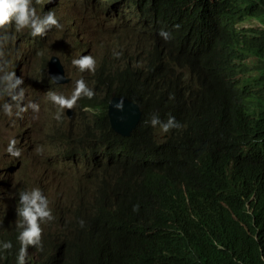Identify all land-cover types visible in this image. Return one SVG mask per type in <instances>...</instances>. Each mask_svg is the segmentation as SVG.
Instances as JSON below:
<instances>
[{"label": "clouds", "instance_id": "clouds-1", "mask_svg": "<svg viewBox=\"0 0 264 264\" xmlns=\"http://www.w3.org/2000/svg\"><path fill=\"white\" fill-rule=\"evenodd\" d=\"M78 1L86 6L88 18L85 22L78 20V23L73 25L56 15L53 9L47 12L43 9L40 11L43 0H0V116L8 118L12 125L19 120L17 134L24 127H29L24 143L30 142L35 130H45L47 133L42 139L50 143L40 145L41 141L39 142V146L34 151L39 152L38 159L41 164L29 163L26 169L15 167V163L18 165L22 156V149L17 146L21 141L20 137H10L4 147L8 156L15 159L0 161V167L5 170L0 171V176L6 179L5 183L0 179V223L7 221L17 234L15 236L9 232L0 233V256L5 257L11 253L12 264H57L60 260L66 263L73 262L68 260L65 251L59 253L58 245L51 246L53 248L48 250L43 246L44 231L46 228L48 231L51 230L48 227L55 219L52 205L55 190L49 192L43 189L42 186H48L45 184L23 188L22 182L7 181L8 174L14 170H22L40 182L46 180L53 182L65 192L69 191L75 179H82L84 174L101 190L102 195L99 199L107 203L108 211L124 220L136 219L140 222L151 219L162 214L168 204L176 200L171 191L165 196L157 191L160 182L167 184L170 189L175 187L180 190L188 210L201 209L199 205L194 207L189 203V195L187 190L183 189V183L170 182L165 175L160 177L150 175L145 178L137 175L131 178L124 172H104L99 168L97 170L98 161L106 166L118 162L111 157L113 146H109L105 154L97 150L91 155L89 162L76 166L66 159L65 150L74 146L78 149L85 148L87 139L97 130L93 124L95 119L86 110H80L81 103L85 99H92L95 96L97 83L109 103L108 127L117 139L128 140L140 128L143 119L142 109L137 103L128 99L129 95L124 91H128L130 87L123 81L122 76L131 74L129 81L133 83L134 79H137L140 84L151 77V86L164 81L169 82L172 79L171 73L164 81L158 82L157 73L162 69L161 66L155 67L151 72L147 70V62L154 48L156 52L164 53L167 62H171L173 58L176 60L172 67H175L177 75L181 76L179 84L187 87L172 88L164 93L172 97L171 104L180 109L179 113L186 110L191 119L216 115L212 111L197 112L201 100L199 92L203 90L212 98L209 102L205 101L207 107L228 112L239 118L242 108L232 102L244 101L245 96L248 98L247 103L259 101L252 106L256 111L249 112V116L243 117L242 122L249 129H256L259 123L264 122L263 116H259L264 114V0H162L161 2L144 0L150 6L159 9L162 18L166 21V27L162 26L156 36L141 33L152 31L154 25L142 21L141 11L137 7L133 8V3L129 0H117L115 3L109 0H65L64 4L74 9ZM167 2L182 16L169 10L165 5ZM70 11L66 10L62 13L72 16ZM194 17L198 18L197 25L191 21ZM88 23H94L96 27L86 26ZM63 25L67 26L72 40L77 44L74 58L67 51V42L64 40L55 39L50 46L44 48L53 37L52 32L57 31L59 34ZM172 26H184L186 29L181 32ZM92 28L99 34L104 46L105 53L102 58L90 52L93 40L89 31ZM13 31L17 33L27 31L29 38L32 39L28 49L38 48L39 55L46 54L43 58V71L36 77V80L41 79L38 84H24L21 75L23 70L18 61L23 56L12 43ZM143 38L150 40L145 41ZM53 61L58 63L53 69L59 71L61 75L52 78L50 64ZM186 69H190V72H186ZM75 70L81 73L76 80L73 78ZM85 72L91 73L88 81L83 76ZM16 73L21 76H17ZM186 75H190L192 79H188ZM47 79L53 85H57L58 89L61 85H65V89L71 91L70 94L48 90L49 85L47 86L48 82L45 81ZM56 81L60 83L56 84ZM27 92L46 93L48 101L54 106L52 118L57 121L58 127L63 126V131L67 133L64 140L58 141V145L52 144L57 133L55 128L57 125L52 126L43 120L42 125L45 127L39 128L27 118L26 113L30 112L31 118L35 120L40 112V103L35 99H29ZM124 102L138 107L141 113V120L130 136L118 133L110 117V106L114 103L115 109L122 110ZM255 116H259L256 122ZM86 118L90 122H87ZM61 121L67 125L58 124ZM144 123L160 134L171 133L173 129L181 127L180 121L174 116L169 114L167 119H162L156 112L145 119ZM183 129L177 131L178 135H184ZM99 131L106 133L103 129ZM43 168H47L49 173H43ZM230 169L239 170L232 166ZM97 174H101V177L96 178ZM73 176L74 179H69ZM139 183H146L148 188L143 189ZM247 186L243 185V189L245 190ZM256 197L257 195L253 194L251 202ZM150 199L158 202L165 199L166 204L158 206L149 214L141 212L142 207H149ZM89 206H92V203ZM179 206L178 200L170 204L172 209ZM251 208L247 204L250 215L253 214ZM78 223L83 227L85 222L80 219ZM175 232L176 235L172 236L175 242L163 238L165 246L171 249L172 259L176 260L182 254L195 256L198 247H195L178 227ZM89 244L93 246L92 243ZM149 254L157 253L151 251ZM165 258V256L161 257L163 260ZM161 264L168 262L161 261Z\"/></svg>", "mask_w": 264, "mask_h": 264}, {"label": "trees", "instance_id": "trees-1", "mask_svg": "<svg viewBox=\"0 0 264 264\" xmlns=\"http://www.w3.org/2000/svg\"><path fill=\"white\" fill-rule=\"evenodd\" d=\"M109 1L115 3L117 0ZM129 1L133 3V8L137 7L141 11L142 21L154 25L152 31L141 33L156 36L162 26L166 27L159 9L144 0ZM165 5L175 12L168 2ZM175 13L182 16L179 12ZM191 21L198 24L197 17ZM172 28L181 32L186 29L184 26ZM154 49L148 59L147 70L151 72L161 66L157 80L164 81L171 73L172 79L169 82L151 86V77L140 84L137 79L133 83L129 81L131 74L122 76L130 87L124 91L129 95L128 99L142 109L140 128L128 140L117 139L108 127L109 103L97 83L95 96L85 99L80 107L81 111L86 110L95 119L93 124L97 130L87 139L85 148L74 146L65 150L66 159L76 166L89 162L97 150L105 154L107 148L113 146L111 157L118 162L106 166L98 161L97 170L124 172L131 178L137 175L143 178L165 175L170 182L183 183L182 187L189 195V203L194 207L199 205L201 209L188 210L182 192L160 182L157 191L164 196L171 191L180 206L172 209L170 204L173 201L162 214L137 222L136 219L124 220L111 214L107 203L99 199L101 190L84 174L82 179H75L68 192L48 180L37 181L22 170L9 173L7 181L22 182L23 188L45 184L48 186H42L43 189L49 192L55 190L52 198L55 219L48 227L51 230L46 228L44 231L43 246L48 250L58 245L59 253L65 251L68 260L73 261L66 263L60 260L57 264H161V261H167L168 264H264V122L259 123L256 129H249L242 122V118L248 117L249 112L256 111L252 106L259 101L247 103L248 98L245 96L244 101L232 102L242 108L239 118L207 107L205 101L209 102L212 98L202 90L199 92L201 100L197 112L212 111L216 115L191 119L186 110L179 113L180 109L171 104V96L164 95L172 88H187L179 84L181 76L172 67L176 60L173 58L167 62L164 53ZM185 71L190 72V69ZM186 77L192 79L190 75ZM45 81L48 82V90L58 89L50 80ZM153 112L158 113L162 119H167L169 114L174 116L181 123L179 129L184 128V135H178L179 129L160 134L146 125L144 120ZM259 116H263L264 120V114ZM259 116L254 117L255 122ZM85 120L90 122L88 118ZM60 123L66 124L63 121ZM62 127L55 126L57 133L52 144L58 145V141L64 140L67 135ZM99 129L106 133H101ZM230 166L239 170L230 169ZM88 168H91L90 164ZM1 170L5 171L3 167H0ZM42 171L49 173L47 168ZM99 177L101 174H97L96 178ZM0 179L6 182L4 176H0ZM245 184L248 186L244 190ZM253 194L257 197L251 202ZM91 203L92 206H89ZM165 204V199L159 202L150 199L149 207H142L140 211L149 214ZM247 204L252 207V215L248 213ZM80 219L85 222L83 227L78 223ZM177 227L198 247L195 256L182 254L178 259H172L171 249L165 246L163 238L175 242L172 236L176 235ZM3 232L15 236L17 234L7 221L0 223V233ZM210 236L212 239H207ZM151 251L157 254H149ZM162 256L166 257L165 260L161 259ZM0 264H12L11 253L5 257L0 256Z\"/></svg>", "mask_w": 264, "mask_h": 264}, {"label": "rangeland", "instance_id": "rangeland-1", "mask_svg": "<svg viewBox=\"0 0 264 264\" xmlns=\"http://www.w3.org/2000/svg\"><path fill=\"white\" fill-rule=\"evenodd\" d=\"M65 0H43L40 11L43 9V11L47 12L50 9H53L56 12V15H59L63 17L66 22H69V24L73 23V25H76L79 21L85 22L87 14V8L84 6L80 1H78V4L74 9H70L69 5L64 4ZM66 10H71L72 16L64 15L62 12ZM38 11V9H37ZM77 12V15H75ZM86 26H93L96 27L94 23H88ZM53 37L44 45V48L46 49L48 46H50L51 42L55 39H61L67 42V51L72 54V57L74 58L77 51V44L75 41L72 40V37L70 36V33L68 32V28L66 25H63L61 28V32L58 34L57 31L52 32ZM89 35L93 40V45L90 49L91 53H94L98 57L102 58L104 56L105 50L104 46L102 45V41L99 38V34L92 28L89 31ZM12 43L15 45V47L19 50L20 55L23 56V58H19V62L21 63V68L23 70V73L21 74L24 78V84L25 85H34L38 84L41 79H37L36 77L41 74L43 71V58L46 57V54L39 55L40 50L38 48H32L28 49L29 43H32V39H30V35L27 31L22 32H15L12 33ZM18 43L17 45L15 43ZM81 43V42H80ZM49 61V59H48ZM70 72H72V68H70ZM17 76L18 75L16 73ZM81 76V73H79L77 70L73 73V78L76 80ZM86 81L90 80L91 73L85 72L83 74ZM91 86V85H90ZM59 92H63L64 94H70L71 91H67L65 89V85H61V88L56 90ZM27 97L29 99H35L40 103V112L38 114V117L33 120L31 118V113H26L28 116L30 123L37 124L39 128L45 127L43 124L44 122H48L52 126L57 125V121L52 118V113L55 111L54 106L48 101L46 93H26ZM68 110V109H65ZM72 110V109H71ZM43 117V119H42ZM68 118V117H67ZM19 121V120H18ZM18 121L15 125H12L9 123L8 118L0 116V161H7L10 157L8 154L4 151V147L10 137H20L21 141L17 145L22 149V156L20 165L15 163V167H23V169H26V166L29 163H35V164H41L40 160L38 159L39 152L34 151L37 146H39V142L41 141L40 145L43 144H50L46 140L42 139L47 132L45 130L39 131L35 130V133H33L30 137V142H25L27 132L29 130V127H24L20 132L17 134V126ZM10 165H12L10 163ZM2 179V178H1ZM138 184V183H137ZM143 187V189L148 188V185L146 183H139ZM131 196H136L135 194H131ZM139 197V196H138Z\"/></svg>", "mask_w": 264, "mask_h": 264}, {"label": "water", "instance_id": "water-1", "mask_svg": "<svg viewBox=\"0 0 264 264\" xmlns=\"http://www.w3.org/2000/svg\"><path fill=\"white\" fill-rule=\"evenodd\" d=\"M56 66H58V63H55L54 61L51 62L50 75L52 78L56 75H61L59 71L53 69V67ZM59 81H56V84H59ZM113 104L110 106V117L116 125V130L123 136H130V134L136 130L141 120L139 108L128 102H124L123 109L117 110L113 107Z\"/></svg>", "mask_w": 264, "mask_h": 264}]
</instances>
